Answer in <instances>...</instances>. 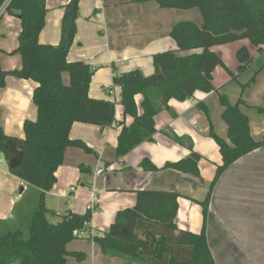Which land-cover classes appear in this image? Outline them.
Returning <instances> with one entry per match:
<instances>
[{
    "label": "crops",
    "instance_id": "obj_1",
    "mask_svg": "<svg viewBox=\"0 0 264 264\" xmlns=\"http://www.w3.org/2000/svg\"><path fill=\"white\" fill-rule=\"evenodd\" d=\"M69 1L45 0V23L38 36L39 44H59L63 8ZM78 8L76 35L66 60L82 62L95 69L88 95L114 103L115 122L106 128L82 123L71 126L70 140L83 142L92 152L68 148L62 165L54 174L56 183L46 198L62 200L65 214L91 212L89 231L66 246L70 253H82L84 260L77 262L68 257L67 264H125V260L102 254L87 235L108 232L116 213L132 208L136 193L143 190L179 194L177 228L193 234L201 232L204 220L201 203L206 199L216 168L222 164L218 146L208 136L210 125L219 138L227 140L218 92L231 104L242 102L240 110L248 117L251 137L255 141L264 140V56L251 49L253 62L236 81L230 80L221 67L215 68L212 83L218 92H197L184 102L171 100L170 110H161L154 119L153 141L143 142L116 159L120 123L129 126L132 118L123 115L121 90L112 86L113 69L117 75L139 71L143 77L151 76L154 72L152 57L176 49L169 38L171 28L182 21L200 26L202 19L196 9H162L153 0L141 3L80 0ZM20 30L19 19L2 14L0 66L6 72L21 67L20 56L13 54ZM244 45L249 46L247 41H239L215 47L214 51L234 71L236 51ZM253 74L255 79L248 84ZM62 78L67 84V74ZM35 87L32 81L6 77L4 88L0 89V130L8 139L24 140L23 123L36 120L32 102ZM134 100L140 109L142 96L137 95ZM198 103L207 107L209 121L198 109ZM189 144L200 156L199 177L171 169L149 173L140 167L145 159L157 169L183 160L190 154ZM97 169L103 172L96 175ZM71 187L74 191L70 193ZM26 190L27 187L9 172L8 159L0 151V220L12 217L15 203ZM48 210L51 216L62 218L65 215L52 208ZM205 233L215 264H264V150H255L240 158L219 178L208 202Z\"/></svg>",
    "mask_w": 264,
    "mask_h": 264
},
{
    "label": "trees",
    "instance_id": "obj_2",
    "mask_svg": "<svg viewBox=\"0 0 264 264\" xmlns=\"http://www.w3.org/2000/svg\"><path fill=\"white\" fill-rule=\"evenodd\" d=\"M105 3L107 0H101ZM141 3L151 0H125ZM162 9H196L202 23L182 21L169 33L176 49L152 57L154 72L143 77L139 71L117 75L113 69L112 86L121 90L124 117L132 118L129 126L120 123L115 158L121 159L146 141H153L156 133L154 119L163 110H170L171 100L184 102L195 93L218 92L213 86V72L221 67L227 77L236 81L253 62L251 49L264 56V0H153ZM80 0H70L64 6L57 46L41 45L38 36L44 28L45 0H0L4 13L20 20L17 48L13 54L21 58L18 70L6 72L0 66V89L5 79L12 76L36 84L32 102L36 120L23 123L24 155L21 164L9 172L19 179L27 190L13 207L12 217L0 220V264H67L68 257L84 260L82 253H70L66 246L80 233L88 232L91 212L83 215L68 212L59 221L48 220L46 194L56 183L54 176L62 165L68 148L92 151L81 141L70 140L74 123L110 127L115 122V104L89 97L90 80L95 69L82 62L69 63L67 54L76 35V20ZM1 19V16H0ZM247 41L236 51L237 66L231 71L214 51L215 47ZM198 51L181 56L178 53ZM67 74L68 83L62 76ZM255 75L248 84L252 83ZM247 84V85H248ZM245 85L242 86V89ZM142 96L140 109L135 96ZM223 108L221 118L227 126V140L219 138L209 127L208 136L218 146L222 164L216 168L202 206L203 227L199 234L181 231L176 226L179 194L163 191H138L132 208L116 213L108 232L87 235L102 254L125 260V264H215L208 248L205 218L214 186L222 174L237 160L251 152L264 150V140L255 141L250 134L248 117L240 110L239 100L231 104L218 92ZM198 109L209 121L207 107L198 103ZM260 110V109H259ZM210 124V123H209ZM176 142L181 140L174 138ZM8 139L0 130V151ZM16 141V140H12ZM190 154L175 163H166L161 169L149 160L140 167L149 173L171 169L199 177L200 156L188 146ZM82 170V169H81Z\"/></svg>",
    "mask_w": 264,
    "mask_h": 264
},
{
    "label": "water",
    "instance_id": "obj_3",
    "mask_svg": "<svg viewBox=\"0 0 264 264\" xmlns=\"http://www.w3.org/2000/svg\"><path fill=\"white\" fill-rule=\"evenodd\" d=\"M3 149L8 154V166L9 169L17 168L23 159L24 148L20 142L16 141H5L3 143Z\"/></svg>",
    "mask_w": 264,
    "mask_h": 264
},
{
    "label": "rangeland",
    "instance_id": "obj_4",
    "mask_svg": "<svg viewBox=\"0 0 264 264\" xmlns=\"http://www.w3.org/2000/svg\"><path fill=\"white\" fill-rule=\"evenodd\" d=\"M255 74V73H254ZM253 74V75H254ZM253 77V76H252ZM251 77V78H252ZM65 80L67 81V78H66V76H65ZM248 83V82H247ZM253 83V82H252ZM220 105V104H219ZM220 107H221V105H220ZM224 122V121H223ZM103 172V171H102ZM46 206L48 207V209H54L56 212H58V213H60V214H62V215H64L65 214V212H64V208H66V206H65V203L62 201V200H59V199H52L51 197H47L46 198ZM54 216V217H53ZM53 216H51L50 215V219H49V221L51 220L52 222H57V221H59L61 218L60 217H58V216H55V215H53ZM48 217H49V215H48Z\"/></svg>",
    "mask_w": 264,
    "mask_h": 264
},
{
    "label": "built area",
    "instance_id": "obj_5",
    "mask_svg": "<svg viewBox=\"0 0 264 264\" xmlns=\"http://www.w3.org/2000/svg\"><path fill=\"white\" fill-rule=\"evenodd\" d=\"M4 13V8L2 7L1 9H0V16H2V14ZM102 173V170L101 169H97L96 170V175H100ZM74 191V189L71 187V188H69V192L71 193V192H73ZM91 205L93 206L94 205V201L92 200V203H91ZM81 236H84V233H80L79 234V237H81ZM91 235H89V237H90Z\"/></svg>",
    "mask_w": 264,
    "mask_h": 264
}]
</instances>
